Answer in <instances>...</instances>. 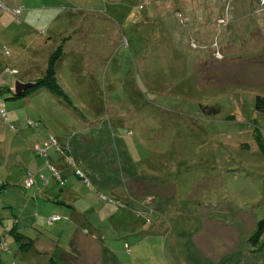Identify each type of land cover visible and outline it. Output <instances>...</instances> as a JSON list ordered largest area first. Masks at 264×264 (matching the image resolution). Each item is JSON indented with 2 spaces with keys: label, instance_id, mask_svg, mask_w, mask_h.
<instances>
[{
  "label": "rangeland",
  "instance_id": "1",
  "mask_svg": "<svg viewBox=\"0 0 264 264\" xmlns=\"http://www.w3.org/2000/svg\"><path fill=\"white\" fill-rule=\"evenodd\" d=\"M26 1L8 27L0 25V75L8 83L0 91V182L10 183L0 192L6 201L0 210L6 221L20 220L28 229L23 233L41 241V251L11 243L13 253H2V263L264 264L252 263L250 252L260 250L248 240L264 217V103L256 107L264 98V31L253 17V32L242 31L247 5L236 11L233 0H209V10L199 0H94L101 8L91 12L83 0ZM73 3L78 8L64 11ZM54 5L61 7L54 17L60 16L52 33L42 35L38 23L47 18L26 21L30 8ZM212 6H220L213 15ZM205 13L220 19L209 33H192V22H203ZM60 28L72 42L57 76L63 88L61 73L79 83L64 88L74 105L45 88L14 97L15 81L36 60L32 50L43 46L48 53L60 45L54 38ZM11 68L20 74L9 75ZM40 68H33L35 80ZM58 166L69 170L63 188L76 190L75 197L119 210L116 219L82 226L101 239L81 241L75 234L82 228L62 213L64 205L39 190ZM29 177L35 182L27 187ZM186 200L191 207L199 202L201 215L186 211ZM128 209L133 219L143 216L150 231L142 248L131 245L133 255L124 246ZM54 215L59 220L50 223Z\"/></svg>",
  "mask_w": 264,
  "mask_h": 264
},
{
  "label": "crops",
  "instance_id": "2",
  "mask_svg": "<svg viewBox=\"0 0 264 264\" xmlns=\"http://www.w3.org/2000/svg\"><path fill=\"white\" fill-rule=\"evenodd\" d=\"M83 1H86V3L83 5L84 6L83 8L86 9V10H89L91 12L92 11L99 10L101 8L99 6L97 8L94 7L95 6V5H93V1L94 0H83ZM199 1L208 2V4L205 6V8H208V10H209V0H199ZM7 2H8V5H7L8 8L7 7H5V8L2 7L3 10L0 8V25L1 26L4 25L5 27H8V25L11 24V20H13V14L14 13L11 12V9L12 8L21 5V2H24L25 4H27V6H29L28 5V2L26 0H7ZM71 2H74V1L71 0ZM245 2H247V3H245ZM242 4H246L247 5L246 8H248L246 14H244V19L243 20L245 21V19H246V22L248 23V25H249V22H250V26L248 27V25H247V26H245V28L243 27V30L242 31L244 33H246V32H249V33L250 32H253L252 31V27H251V23L254 22V21L249 20V19H251V17H253V18L256 19V22L261 26V32H263L264 31V4H261V0H259V5L257 7L256 6V3H254V0H233V3H231V8H235L236 11H243L246 8H244L242 6ZM54 6H56V8H52V7L46 6L45 9H39V8H33V7H31L30 9L33 10V11L30 13L29 19L26 20V21H28L30 23H34L35 21L33 20V18H35V19H39V18H42V17L47 18L46 21H44L42 23H38V26L39 27H38L37 30L40 29L42 35H48L50 32L52 33V31L50 29L51 28V25H52V22L55 21L54 18L59 17L60 15L59 16H56V17H54V16L55 15H58L60 13V11H61L60 5H54ZM72 6L65 7V8L63 7L65 9L64 11H66L67 9H76V7L78 8V5H76V4H74ZM241 7L243 8V10L241 9ZM219 8H220V6L219 7L212 6L211 9H210V14L213 15L215 9H219ZM54 9L59 10V13L53 12ZM207 13H209V12H207ZM63 15L64 14H62V16ZM65 15H66L65 16L66 19H68L70 17L69 12H66ZM192 16H194V14L192 12V7H190L189 8V17H190L191 21H192V18H191ZM215 18H217V16H215ZM218 18L216 19V23L218 21ZM214 19L213 20H211V19L209 20V17H207V15L205 13V20L203 22H200V23H196V22L193 23L192 22V25H191V27H192V33H194V34L203 33V32L209 33V24H213L214 23ZM72 24H73V22L71 23V25ZM95 28L96 27L93 24L91 27H88V31L89 32H92V31L95 30ZM237 28L240 29V27H238V26H237ZM83 29H85V28L84 27L82 28V31H83V34H84L85 31ZM245 30H247V31H245ZM54 34H55L54 35L55 36L54 38H60V40L62 41L61 44L58 45V46H62V56H61L60 60L56 63V76H57V72H58L57 67H58V65H60L63 62L64 56L67 53L66 52L67 46L72 42V39L68 35L69 33H68V31L65 28L58 29V33H54ZM253 37L255 38L257 36L253 35ZM257 39H259V38H257ZM58 46H54V47L52 46L49 49V52L48 53L43 52V48H44L43 46L41 48V52L38 50V48L37 49H33L32 51H33V54L35 55L36 60H34L32 63H30V65L32 67H28L26 69L25 68L23 69V71L21 73V76L22 77L19 79V81H23V82H27V81L28 82H33L35 80L34 77H33L35 75V72L33 71V68H39V67H41L40 68V71L38 73H40L41 74V77H42L45 74V70L47 68V65H48V62H49V58L51 57L52 53L54 52V50ZM3 48H4L3 51L5 53H6L5 50L9 51L8 47H3ZM27 48H28L27 50H29L30 47H27ZM38 56H41V58L38 57ZM40 59H42V60H40ZM11 69L15 70V73H8L9 75H17V74H20V71H18L16 68H11ZM70 72H75V70L74 69H71ZM60 76H61V78H60L61 79V82L64 85V88H66L67 90H72V88H73L74 85L76 87H78V88L80 87L79 86V83L76 84L74 82V85H73L72 82H68L66 80V74L65 73H61ZM23 77L25 79H23ZM72 77L74 78V76H72ZM39 78L40 77H37V79L35 81H37ZM0 80H2L4 82V86L1 87L2 89H0V90L6 89L7 88V85H8L7 81H4L1 78V75H0ZM57 80H58L60 86L62 87V89L64 90V92H66V90L61 85L58 76H57ZM74 80H75V78H74ZM43 88H45V87H42V89ZM40 89H37V90H35L33 92H37ZM33 92H31V93H33ZM30 94H28V95H30ZM66 94L69 96L71 105L73 106L74 103H73L72 98L70 97V95L68 93H66ZM34 124H35V126L37 125V123H35V122H34ZM58 168L56 167V169L59 170L60 172H61V168H63V173L64 174L61 173V175L65 178V182H67L66 178H67V175L69 174V170L68 169L66 170L65 167H62V166H58ZM51 181H52L53 184H51ZM51 181L50 180H47L46 184H44L42 186L41 185H38L39 186V190L46 189L47 191L50 192V194H53V196H54V197H50L49 196V199H55L56 200L55 202L57 204L60 205L62 203L64 205L63 207H65L66 209L64 208V210H62V213L65 214V215H67V216L70 215V217L78 225V228H82V231L81 232H77L75 234V236L77 235L79 238L81 237V241H82V237H85V238L86 237H89L91 239H94L93 236L97 235V233L94 232V231H91V229H87L85 227H82L83 225L87 224L88 226L93 227L95 225L104 224L105 223V220L116 219L117 216L118 217L120 216L119 210H117L116 208H115V211H113V210H109L108 211V208L109 207H107L106 205H104L103 207H99V205H95L94 203L91 202L92 200H91L90 197H86V199H83L81 196L75 197L76 196V190H74L73 188H70V187H67V188L64 189L63 187L66 186L65 185V182L64 183L62 182L61 184H58L59 179L56 176H54V172H53V176H52V180ZM0 184H3V186H4L2 188V190L6 186H8V185L10 186V183H8V181H1ZM55 187H58V189H55ZM10 189L11 188H9V190ZM7 191H5V192H7ZM139 191H140V195L145 194L142 188H140ZM5 192H4V194H5ZM59 193H61V194H59ZM59 195H61V197ZM98 198H99V196H97V199ZM4 199H5L4 198V195L0 197V201H2V202L5 203L6 201H4ZM75 200L78 201V203H76ZM185 202H186V206H184V207H185L186 211L188 209L191 210V209H196L198 207H201L200 205L198 206L199 202L198 203H194V206L193 207H191V204L189 203L190 200H186ZM7 204L10 205L11 203L8 202ZM38 204H39V202H38ZM82 204H86L88 206V208H86ZM56 209L57 208H55V210ZM197 210L198 209L195 210L198 213L197 215H201L200 210L199 211H197ZM4 211H6V210H0V231L2 230V232H0V236L3 235L2 237H0V243H1V248H2V252H0V264H3L2 263V253H8L10 255L13 253V250L11 249V243H15V242H16V244L18 243L19 248L22 251H27L30 248V246H28V249H27L26 246H22L14 238L13 234H11V231H10L12 228H15L18 231H20V232L23 233V232H25V230H28V229H25V228L21 229L19 227L20 220L6 221V219L8 217L5 216L6 213ZM128 214L130 215V217L127 216V220H130L131 223L126 227V233H125V235L128 234V237L129 238H127V240H129V242H126L125 244H128L130 246V248H131L130 249L131 250V254L133 255L134 254L133 249L136 250V247H139V249H140V248H142L144 246V241L149 238V237H145V236L147 234H150V231L148 230V226H147L148 221L143 220V218H142L143 216L142 217H139L138 214H136L135 217H134V219H133L132 218V215H131L132 214V211L130 209H128ZM150 216L155 217L157 220L160 219V215H159V217H157L155 214H151ZM140 227H141V229H140ZM129 229H131V230L128 231ZM153 229H155L154 231H157V232H162V230H163L161 228V226H159V225L153 226ZM84 230L87 231V232H89V233L88 234L84 233L83 232ZM23 234L34 241V245L30 249L32 251H34V253H36V254L38 252H40L41 251L40 250L41 248L39 247V245L41 244V241H37V239L32 238V237L26 235L25 233H23ZM75 236H73V237H75ZM97 236H98L97 237L98 240L102 238L99 235H97ZM73 237L69 239L70 242L72 241ZM10 238H11V240H10ZM180 238L182 240H184V236H180ZM83 241H84V239H83ZM52 245L58 246V244L57 243L55 244L54 242L52 243ZM131 245H133V249H132V246ZM59 247H62V246L59 245ZM78 247H80V245L77 246V249H78ZM84 249L85 248H81V250L83 251V253H84ZM106 249L113 252V250H112V248L110 246L106 247ZM142 253H143V251H142ZM250 253H253L252 254L253 255V257H252V263L255 260H258V259H259V261H261L262 259H264V249L263 250H260V251H251ZM140 259L141 260L144 259V254H143V256ZM140 259H137V260H140ZM186 259H188V258L186 257ZM189 259H190V256H189ZM243 260L244 259H242L241 262H240V258H237V261L240 262V264H244ZM13 263L16 264L15 261H13L11 264H13Z\"/></svg>",
  "mask_w": 264,
  "mask_h": 264
},
{
  "label": "trees",
  "instance_id": "3",
  "mask_svg": "<svg viewBox=\"0 0 264 264\" xmlns=\"http://www.w3.org/2000/svg\"><path fill=\"white\" fill-rule=\"evenodd\" d=\"M219 19L220 18H218V21H219ZM61 56H62V46H58L54 50V52L52 53L51 57L49 58V62H48L47 68L45 70V74L42 77H40L37 81L34 82L32 88L25 90L20 95L14 94V97L26 96V95L30 94L31 92H33L37 89L45 87L53 95L57 96L58 98L65 101L68 105L72 106L69 96L66 94V92H64V90L60 86V84L57 80V76H56V63L60 60ZM0 91H2V90H0ZM262 103H264V98L259 97L257 99L256 107L258 109L259 108L261 109ZM60 175H61V173H60ZM77 176H79V175L77 174ZM62 182L63 183L65 182V178L61 175V178H59L58 184H61ZM3 187H4L3 184H0V191L2 190ZM117 203H118V201H117ZM118 205H122V204L119 202ZM54 216H57V215H54ZM57 220H59V219H57ZM57 220H55V221H57ZM55 221H53V222H55ZM50 223H52V222H50ZM10 231H11V234H13L14 238L22 246H26L27 249H28V246H30V248H31L34 245V241L32 239L28 238L27 236H25L22 232L18 231L17 229L12 228ZM248 240L251 243V245L258 247L259 248L258 250L264 249V217L258 220V222L256 223V229L250 235ZM124 246L126 247L127 251L130 252V249H131L130 246L128 244H124ZM13 264H15V263H13Z\"/></svg>",
  "mask_w": 264,
  "mask_h": 264
},
{
  "label": "built area",
  "instance_id": "4",
  "mask_svg": "<svg viewBox=\"0 0 264 264\" xmlns=\"http://www.w3.org/2000/svg\"><path fill=\"white\" fill-rule=\"evenodd\" d=\"M4 1L5 0H0V6L1 7H4ZM23 9H24V6L23 5H19V6L15 7V8H12L11 11L14 13V15H16L18 17L22 13ZM221 21L222 22L226 21V19H222ZM227 21H229V20H227ZM5 51L8 52L7 50H5ZM1 112H2V114H4V111L1 110ZM41 152H42V149L39 150V153H41ZM52 170L54 172V176H56L58 179L61 178V175H60L61 172L59 170H57L54 167H52ZM34 182H33L32 178L29 177V178H27L26 186L29 187ZM50 219H51L50 222H53V221L59 219V216H52V217H50Z\"/></svg>",
  "mask_w": 264,
  "mask_h": 264
},
{
  "label": "water",
  "instance_id": "5",
  "mask_svg": "<svg viewBox=\"0 0 264 264\" xmlns=\"http://www.w3.org/2000/svg\"><path fill=\"white\" fill-rule=\"evenodd\" d=\"M33 84H34L33 82H23V81L16 80L14 88H13V92L16 95H20L25 90L31 88L33 86Z\"/></svg>",
  "mask_w": 264,
  "mask_h": 264
}]
</instances>
